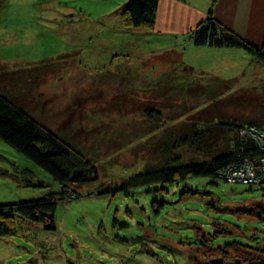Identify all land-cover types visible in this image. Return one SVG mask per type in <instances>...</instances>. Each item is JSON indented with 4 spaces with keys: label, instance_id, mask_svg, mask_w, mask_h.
Wrapping results in <instances>:
<instances>
[{
    "label": "rangeland",
    "instance_id": "rangeland-1",
    "mask_svg": "<svg viewBox=\"0 0 264 264\" xmlns=\"http://www.w3.org/2000/svg\"><path fill=\"white\" fill-rule=\"evenodd\" d=\"M107 1L0 0V92L85 146L102 176L69 187L67 194L80 197L58 204L52 229L16 220L17 233L0 236V264H244L249 248L264 251V191L243 184L261 177L251 168L257 175L262 160L225 172L227 182L190 180L195 195L163 184L125 189L124 181L158 159L162 137L171 143L178 127L211 131L210 142L181 150L192 161L229 150L234 126L264 128V64L248 52L249 69L225 89L216 75L190 69L214 56L188 51L185 37L171 46L172 37L157 36L155 26L126 29L85 13L117 6ZM149 108L163 115L147 120ZM257 138L264 142V135ZM60 190L49 173L0 140V204Z\"/></svg>",
    "mask_w": 264,
    "mask_h": 264
},
{
    "label": "trees",
    "instance_id": "trees-1",
    "mask_svg": "<svg viewBox=\"0 0 264 264\" xmlns=\"http://www.w3.org/2000/svg\"><path fill=\"white\" fill-rule=\"evenodd\" d=\"M158 7L159 0H129L122 11L124 27L127 29L154 28ZM191 37L195 46L240 48L251 53L257 62L264 64V46L261 49H256L245 39L221 26L211 14L202 25L191 33ZM190 69L194 70L193 67ZM158 80L163 81V77ZM215 81L226 83L227 85L221 84V86L228 90L231 87L229 84L233 83L231 80L225 81L220 77H215ZM145 115L147 120L157 121L163 113L149 108ZM245 125L234 126L237 128V134L233 140L226 136L228 140L232 141L229 150L234 151L227 153L229 150L219 149L217 150L218 155L211 157L212 159L208 161L201 156H199L201 160L192 161L194 159L182 155L181 150L187 146L191 147L193 142H210L213 137L210 134L211 131L207 130L206 134L193 125L176 128L172 132L171 143L168 142L165 135L162 137L163 151L158 155V159L151 157L145 161L143 167L135 172L136 175L132 179L124 181L125 189L163 184L183 187L182 194L195 195L196 191L190 190L191 183H188L192 179L214 177L226 181L223 176L225 172L232 175L236 170L249 166V160L253 159L252 163L254 164L256 161L264 159L262 150L264 142L262 140V143L257 142V137L264 135V128L256 127V130L252 131V127L249 128L247 125L248 128H246ZM225 126L227 124L221 128L224 135L226 133ZM159 128L162 130L161 125ZM242 130H247V134H241ZM249 133L252 134L249 135ZM0 140L22 153L34 165L49 173L61 187L60 191L52 193L44 199L0 204V236L15 235L17 225L14 223L18 219L43 224L52 229L55 226V211L58 204L80 197L76 190H71L74 195L67 194L69 187L97 183L101 180L100 167L85 152V146L71 143L59 132L44 127L16 100L2 92H0ZM147 143L144 146L151 150L150 144ZM150 143L152 144V140ZM260 167V181L243 184L259 186L264 191V171H262L264 162L260 164ZM250 250L253 249L249 248V252H245L247 257H243L245 258L244 264H264V251H255L258 253L256 254ZM227 253L229 254V252Z\"/></svg>",
    "mask_w": 264,
    "mask_h": 264
},
{
    "label": "crops",
    "instance_id": "crops-1",
    "mask_svg": "<svg viewBox=\"0 0 264 264\" xmlns=\"http://www.w3.org/2000/svg\"><path fill=\"white\" fill-rule=\"evenodd\" d=\"M29 1L13 0V4H26ZM116 2L115 8L90 10L85 13L93 19L122 23L123 18L120 11L124 10L129 0H116ZM210 14L231 33L245 39L256 49L263 48L264 0H159L155 29L151 31L157 36L172 37L167 38L171 46L176 45L174 39L179 40L185 37V40L191 43L188 51L214 56V60L208 61L207 64L192 66L185 62L196 71L227 80L239 78L244 70L249 69L246 66L249 62L247 51L240 48L195 46L193 44L191 33L202 25ZM232 70H235V74H225L226 71L232 73Z\"/></svg>",
    "mask_w": 264,
    "mask_h": 264
},
{
    "label": "built area",
    "instance_id": "built-area-1",
    "mask_svg": "<svg viewBox=\"0 0 264 264\" xmlns=\"http://www.w3.org/2000/svg\"><path fill=\"white\" fill-rule=\"evenodd\" d=\"M262 162H264V159L262 160ZM261 162V163H262ZM250 165V164H249ZM249 167V166H248ZM262 171H264V169L262 170ZM257 175L254 173V171H253V169L251 168V175H255V177L257 178V177H259V176H261V172H260V170H259V168H258V170H257ZM261 178V177H260ZM260 178L258 179H254L255 180V182L254 181H252L250 184H252V183H257L258 181L257 180H260ZM263 179H264V177H263Z\"/></svg>",
    "mask_w": 264,
    "mask_h": 264
},
{
    "label": "water",
    "instance_id": "water-1",
    "mask_svg": "<svg viewBox=\"0 0 264 264\" xmlns=\"http://www.w3.org/2000/svg\"><path fill=\"white\" fill-rule=\"evenodd\" d=\"M213 264H224V263H223V261L220 259V260L214 261ZM226 264H233V263H226ZM237 264H239V262H238Z\"/></svg>",
    "mask_w": 264,
    "mask_h": 264
}]
</instances>
